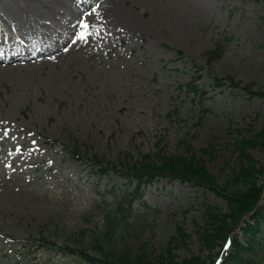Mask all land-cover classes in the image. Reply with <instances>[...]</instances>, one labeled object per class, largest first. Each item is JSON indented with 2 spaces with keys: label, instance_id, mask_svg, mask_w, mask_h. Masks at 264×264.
Masks as SVG:
<instances>
[{
  "label": "rangeland",
  "instance_id": "obj_1",
  "mask_svg": "<svg viewBox=\"0 0 264 264\" xmlns=\"http://www.w3.org/2000/svg\"><path fill=\"white\" fill-rule=\"evenodd\" d=\"M96 1L0 0L1 51L56 52L37 63L0 66V264L78 262L26 238L64 244L82 231L86 238L127 186L115 170L99 174L61 146L118 167L145 154L205 148L208 171L226 179L239 162L236 140L264 127V98L245 89L264 90V0ZM116 7L139 18V29L111 24ZM246 151L261 169L264 190V147ZM215 207L227 210L211 190L155 176L140 186L129 233L118 245L146 244L154 258L181 225L189 238L175 249L177 260L197 255L210 264L220 241L206 246L197 226L207 228L203 212ZM243 228L234 233L241 244L251 235ZM259 228L254 246L263 258L264 223Z\"/></svg>",
  "mask_w": 264,
  "mask_h": 264
},
{
  "label": "trees",
  "instance_id": "obj_2",
  "mask_svg": "<svg viewBox=\"0 0 264 264\" xmlns=\"http://www.w3.org/2000/svg\"><path fill=\"white\" fill-rule=\"evenodd\" d=\"M219 50V49H218ZM216 54V49L210 51V56ZM231 79V78H230ZM219 83L216 80V84ZM236 85V82H232ZM189 88L197 91L198 86L191 81ZM248 88V89H247ZM245 88L249 95H256L264 98V90H249ZM156 144L157 150H163V146ZM260 145L264 147V127L254 138H240L234 143L238 150V164L234 172H229L226 179H219L220 176L209 172L202 155L205 148L199 150V154H194L186 148L185 153L165 154L159 153L157 158H151L150 154H145L139 160L131 163H122L118 167L116 163L111 165L102 164L96 156L86 157L76 148L64 146L63 148L74 159L84 162L89 161L96 166V171L106 173L115 170L124 177L128 185L121 191L118 199L114 202V208L110 214L102 221V225L97 229L89 231L85 238L84 231L77 234L74 240L69 243H58L43 235L29 236L35 247L52 246L56 250L66 255L76 257L78 262L71 264H203L199 256L191 255L177 260L175 249L184 245L189 234L184 232L181 225H177L176 235H172L167 241L165 248L157 256L149 257L145 251V245H138L134 250L127 246H119L118 240L129 233L130 224L128 219L132 216V204L135 198L140 196V186L152 181L155 176H166L180 178L194 184L203 186L226 201V209L219 210L206 208L204 210V221L207 227L203 231L197 226V234L202 243L211 246V242L218 239L220 247L216 256L222 258L219 264H264V257H258L255 249V235L260 230L259 226L264 223V190L263 184L259 183L260 168L255 166V160L246 151L248 147ZM133 185H131V183ZM124 211H127L125 213ZM249 217L253 220L250 222ZM243 223L240 225V223ZM197 225V224H196ZM245 232H250L249 238L241 244L235 235L236 228ZM199 231V232H198ZM234 234V235H233ZM230 241V247L224 252L225 242ZM216 256L211 259L210 264H214ZM259 259H258V258Z\"/></svg>",
  "mask_w": 264,
  "mask_h": 264
},
{
  "label": "bare ground",
  "instance_id": "obj_3",
  "mask_svg": "<svg viewBox=\"0 0 264 264\" xmlns=\"http://www.w3.org/2000/svg\"><path fill=\"white\" fill-rule=\"evenodd\" d=\"M101 3L102 0H97L95 3ZM112 15V16H111ZM111 16L110 22L113 24L116 23L117 26L125 27L127 30H135L139 29V26L141 24V21L139 18L135 17L131 11L126 10L123 7H116L111 13L108 14V17ZM36 45L34 43H29L28 47H35ZM27 48V47H26ZM14 51V50H13ZM54 50H49L48 52H26L25 56H17L15 53H8V56L6 59L0 58V66H12L17 67V65L24 66L29 65L32 63H37L42 61L46 57H51L53 54H55ZM6 64V65H4Z\"/></svg>",
  "mask_w": 264,
  "mask_h": 264
},
{
  "label": "snow or ice",
  "instance_id": "obj_4",
  "mask_svg": "<svg viewBox=\"0 0 264 264\" xmlns=\"http://www.w3.org/2000/svg\"><path fill=\"white\" fill-rule=\"evenodd\" d=\"M81 27L84 28V29H86V28L88 27V25H87L84 21H81ZM85 36H86V33L82 32V33L80 34V37H79V38L84 39ZM228 243H230V242H227V243L225 244V248L228 247Z\"/></svg>",
  "mask_w": 264,
  "mask_h": 264
}]
</instances>
